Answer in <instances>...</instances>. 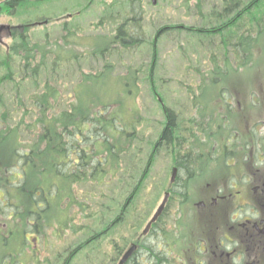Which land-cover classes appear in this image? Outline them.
Returning <instances> with one entry per match:
<instances>
[{
  "label": "rangeland",
  "instance_id": "rangeland-1",
  "mask_svg": "<svg viewBox=\"0 0 264 264\" xmlns=\"http://www.w3.org/2000/svg\"><path fill=\"white\" fill-rule=\"evenodd\" d=\"M220 7L221 0H50L39 6L24 4L11 12L0 8V26H11L10 32L12 25L19 27L27 21L44 22L46 18L50 21L48 24H39L32 28V36L40 45H44L41 48L45 49L47 66L41 74L38 76V71L36 75L32 74L31 67L34 66L35 60L29 66L31 71L24 70L23 73V61H20L19 56H12L11 60L14 61L11 66L16 70L14 79L1 83L0 129L6 123L3 121L7 117L3 118V114L7 113V110L11 114L10 118V110H16L14 118L9 120L11 123L23 120L24 124L19 134L0 144V167L8 166L13 161L16 147L34 140L35 136L27 130V126L35 122L37 110L28 114L25 109L19 107V103L32 109L30 98L34 94H40L45 89L46 82H50L47 84L56 91H51L52 95L47 93L41 101L46 104L45 99L52 97L49 106L51 105L52 111L57 114L62 113V110H59L63 107L78 108L83 111L82 114L94 113L103 104H107L110 106V116L119 118L117 128L111 132L112 136L115 135L111 140L117 145V155L107 150L106 146L102 148L99 145V149H104L109 160L106 175L102 177L101 183L73 184L69 187L72 191L62 188L58 196L51 200L50 211L43 220V233L35 234L23 222L19 225L7 220L5 230L0 229L6 236L8 230L14 231V234L8 237V246L0 243V263L4 254L12 253L20 260L18 264H97L94 249L99 244L103 246L100 256L114 257L118 250L133 240L136 242L141 236L147 221L171 186L174 160H180L182 154L194 150L192 144L198 145L193 141L194 134L198 135L196 139L200 138L203 143L209 140L208 144L200 148L205 154L204 162L207 164L202 167L204 172H208V168L213 164L222 166L223 162L221 163L219 156L221 139H224V144L227 137L241 141L239 135L248 138L246 134L249 131L258 137L254 150L256 154L258 151L256 157L259 161L256 157L255 160L263 167L264 112L260 111L259 106L262 105L260 102L264 101V56L263 60L258 59V63L247 70L245 75L242 71L237 74L242 68L224 69V48L219 46V36L212 41L201 42L199 37L189 34L190 30L196 27L215 24L207 21V11ZM135 9L143 15L144 43L129 49L118 44L116 47L113 45V49V35L125 17ZM70 13H73L72 18L67 17ZM69 30L73 35L67 34ZM6 34L0 42L4 52L14 41L8 37V33ZM259 39L264 43V33L255 37V40ZM47 48L56 49L59 53H48ZM105 48L112 52L103 53ZM56 55L64 58L59 57L58 66L53 69L50 64ZM231 61L234 60L231 58ZM225 62L230 64L229 60ZM230 66L235 68L232 63ZM247 66L250 67V64ZM225 67H228V64L225 63ZM257 67L263 72V80L258 84L261 88L253 84V74H250ZM6 68L1 66L0 74H6ZM226 73H229L231 78L227 77L228 83L224 84ZM233 74L240 81L234 90L230 84L234 79ZM33 78L40 79L39 86L34 84ZM216 83L218 87L214 86ZM17 89L22 98L15 97V100L13 97ZM251 89L256 92H250ZM45 91L49 92V89ZM163 107L174 113V122L178 129L176 138L179 139L177 146L159 141L168 122ZM250 111H254L253 115H250L255 119L254 124H248L243 119ZM248 122L250 123V120ZM119 133H125V139L116 138ZM250 141L251 139L248 143ZM126 147L127 149L121 152V149ZM205 150L213 154V157H209ZM120 153H123V158H119ZM203 157L195 155L193 158L201 160ZM214 158L217 161L215 163L212 161ZM233 163V155L224 162L225 165ZM236 163L239 166L232 172L238 171L240 166L246 164L242 161ZM40 164L46 167L43 162ZM244 168L248 170L246 165ZM145 169L148 170L147 175L142 176ZM128 170L132 175L130 178L127 177ZM133 170L137 176L132 173ZM248 172L253 175V172ZM202 174L198 172V176ZM208 174L204 179L209 178ZM41 176L40 173H35L31 178L32 186L39 182L48 186L56 181L55 178L46 180ZM198 176L194 177L195 182L188 190L193 193L192 197L195 195L193 186L203 179ZM137 185L140 186V191L123 214L120 221L122 223L111 227V222L120 215L134 190L133 186ZM66 186L68 187L67 184L62 185ZM170 205V211L161 221L166 223V226L168 224L171 235L173 233L172 236L176 238L180 230H176L173 225L175 216L178 217L173 214L178 212V205L173 201ZM24 229L30 230V240L24 237ZM172 236L166 235L163 240L171 241ZM90 238H93V241L83 251L78 252ZM182 249L186 251L187 248ZM168 251L172 256L174 251ZM176 252L179 251L175 250ZM101 259L104 260L103 257Z\"/></svg>",
  "mask_w": 264,
  "mask_h": 264
},
{
  "label": "trees",
  "instance_id": "trees-1",
  "mask_svg": "<svg viewBox=\"0 0 264 264\" xmlns=\"http://www.w3.org/2000/svg\"><path fill=\"white\" fill-rule=\"evenodd\" d=\"M47 1L50 0H8L0 4V8H5L11 12L17 10L24 4L25 6H39ZM221 1L222 7L212 8L210 11H207V21L214 22L215 24L196 27L191 29L189 34L192 33L193 36L199 37L201 42L205 40L212 41L219 36V46H223L224 48V69L237 70L239 69L238 67H240L242 70H239L237 74L242 71L245 75L247 70H249L255 63H258V59L263 60L264 43L263 41H260L261 39L255 40V37L264 33V0ZM47 19L49 18H46V21L44 22L27 21L19 27L17 25H12V32H10L9 29L0 30V42L7 35L6 33L9 34L8 37L14 39L9 49H6L5 52L2 50L0 44V67L4 66L8 69L6 74H0V86L5 80L11 82L14 79L16 70L14 71L11 66L14 61L11 60L12 56H19L20 61H23V73L24 70L26 72L27 70L31 71L32 69V74L34 73V75H36L38 71L39 76L44 67L47 66L46 56L44 55L45 49L41 48V46L44 45H40L32 36V28L39 24L50 23ZM142 23V13L140 11L137 12L136 9L131 11L123 20L122 25L117 28L116 34L113 35L112 46L114 45L116 47L119 44L129 49L143 44L144 35H142ZM67 34L73 35V32L69 30ZM114 46L113 49L115 48ZM47 50L48 53H59L56 49L51 50L47 48ZM102 52L108 54V52H112V50L105 48ZM102 52L100 53L103 54ZM231 54L233 55L232 57ZM36 55L39 56L34 58ZM56 56L57 57L50 64V68L54 69L55 66H58L60 56ZM31 58L34 59L30 61ZM60 58H62V56ZM231 58L234 60L233 62L231 61ZM34 60L35 63L33 64ZM228 60L230 61V64L232 63L235 65V68H230V64L225 62ZM31 63L34 66L29 69ZM225 63L228 64V67H225ZM248 63L250 64V67L247 66ZM250 74H253V84L261 88L258 84H261L263 80L262 69L257 67ZM25 75L28 76L26 73ZM227 77L231 78L229 73L224 74V84L228 83ZM33 79L34 84L39 86L40 79ZM47 83L50 82L45 83V89L48 88L49 92L43 89L40 94H34V96L30 98L32 109L26 108L23 104L19 103V107L25 109V112L28 114H33V110H37L36 113L38 116H36L37 118L35 122L28 124V126L26 125L27 130L34 134V140L32 142L30 141L31 143H24V145L16 147L13 161L8 166L4 165L0 167V195L2 193L3 196L2 200H0V218L2 219L0 221V228H3L4 230L5 223L11 218L16 224L19 223V225H21L23 222L24 225L33 232L43 233V220L46 214L50 211L51 200L54 199L53 197L58 196L62 188L72 191L73 189L69 187L70 185L73 186V184L82 185L92 182L101 183L102 177L106 175V166L109 160L104 149H99V145H101L102 148L106 146L107 150L117 155V145L111 140L115 138V135L112 136L111 132L114 128H117L116 123L119 121V118L115 115L110 116V106L103 104L94 113L82 114L83 111L73 105V107H76L77 109L71 107L65 109V107H63V109L59 110H62V113L57 114L54 110L52 111L53 107L51 105L49 106V101L52 97H47V99H45L44 102L46 104H43L41 101L44 95H47V93L52 95L53 92L51 91L55 90ZM239 83L240 81H238V78L236 79L234 76V79L230 81V84L233 87L232 90L236 89ZM214 86L218 87V83L214 84ZM249 91L256 92L255 89ZM260 91L258 90V92ZM19 92L18 89L14 92L13 98L15 100L16 98H22ZM258 97L260 98V96ZM255 98H257L256 95ZM260 103H262V105L259 106V109L264 112V101ZM224 107L226 106L224 105ZM253 107H255V105ZM163 110L168 122L162 131L159 141L162 143L161 138L163 137L164 143L167 142V144L170 143L173 146H177L179 139L176 138L178 129L174 122V113L167 107H163ZM10 111L12 113L11 118V114L8 110L7 113L3 114V118H7H4L3 122L6 121V123L0 129V144L6 142L9 137L19 134L21 132V126L24 124L23 120L18 122L13 121L11 123L9 120L14 118L13 116L15 115L16 110L14 109ZM250 118L249 114L243 116V119H245L248 124ZM252 131H254V129H252ZM119 134L116 138L125 139V133ZM246 135H248V138L239 135L241 141H238L237 138L232 140L228 137L226 138L224 144L225 158L227 156L230 157L233 151L237 152L242 150V152L236 157L247 163L253 162L255 159L253 155V152L255 151L254 145L256 144L258 137H255L254 135L256 134L253 135V132L251 131ZM250 139L251 141L248 143ZM230 141H233V143ZM126 145L127 143H125V146ZM191 146L194 150L182 154L180 160H175L178 165L191 164L196 166L199 164L201 166L206 163L204 162L205 154H203V151H200L201 147L193 144ZM126 149L127 147L121 149V152ZM122 154L123 153H120L119 158H123ZM194 154L204 157L201 160H195L193 158L195 157ZM212 155H209V157L212 158ZM198 161H201V163L197 164ZM212 161L214 163L217 162L215 158ZM41 162L46 164L45 168L41 166ZM147 172L148 170L145 169L142 176H146ZM35 173H40L42 175L41 177L46 180H49V178H55L56 181L48 186L45 183L41 184L40 182L32 186L31 178L35 176ZM132 173L135 175L136 171L133 170ZM202 173L203 177L208 174V172L204 171ZM204 173L206 175H204ZM131 176L132 175L131 173L129 174L128 170L127 177L130 178ZM63 184H67L68 187H62ZM133 187L134 190L131 195L136 197L138 195L137 193L140 191V186L137 185ZM64 224L66 225L67 223ZM30 230L24 229V234L28 233ZM166 231V228H163L161 232L165 234ZM157 232L158 230L155 229L151 234L158 236ZM9 233H11V230H8V236ZM4 236H6L4 232L2 234L0 233V237H2L0 238V241L3 242V246H7L8 242L4 239ZM156 251L157 250L150 249L149 252L150 254H156ZM165 253L167 254L166 250L163 254ZM7 257H9V259H6ZM171 257L173 258V255L168 257L164 256L163 261L171 260ZM151 259L154 258L151 257ZM18 261L17 257L12 253H6L1 259L0 264H18Z\"/></svg>",
  "mask_w": 264,
  "mask_h": 264
},
{
  "label": "flooded vegetation",
  "instance_id": "flooded-vegetation-1",
  "mask_svg": "<svg viewBox=\"0 0 264 264\" xmlns=\"http://www.w3.org/2000/svg\"><path fill=\"white\" fill-rule=\"evenodd\" d=\"M194 136L193 141L198 143V147L209 143L208 139L203 143L200 138L196 139L198 135ZM221 140L219 156L224 164V139ZM223 164L211 165L208 168L209 178L204 179L205 176L201 175L203 179L193 186L195 195L192 197L193 193L188 190L198 172H203L202 167L207 164L194 166L176 163L179 176L167 191L171 195L161 217L170 211L171 201L177 203L178 212L173 215L178 217L175 216L173 225L180 230L179 236L175 238L173 233L171 235L168 224L166 226L161 221L163 217L152 225L148 234H141L136 242L133 240L118 250L114 257L100 256L103 246L99 244L94 249L97 264H119L134 243L136 249L125 264H264V165L246 163L238 171L232 172L239 166L237 163ZM245 165L248 170H245ZM248 171L253 175H249ZM129 200L131 198L127 199L123 209L130 206ZM122 216L120 214L111 222V227L120 222ZM165 226L167 231L164 234L161 231ZM155 229L158 230V238L151 234ZM166 235L172 236L173 240L165 242L163 237ZM89 243H85L79 252ZM183 247L187 248L186 251ZM150 249L157 250L156 254H150ZM169 249L174 251L173 258L163 261L164 256H170ZM165 250L167 254H163ZM175 250L179 252L175 253Z\"/></svg>",
  "mask_w": 264,
  "mask_h": 264
},
{
  "label": "water",
  "instance_id": "water-1",
  "mask_svg": "<svg viewBox=\"0 0 264 264\" xmlns=\"http://www.w3.org/2000/svg\"><path fill=\"white\" fill-rule=\"evenodd\" d=\"M7 0H0V4L1 3H4L6 2ZM154 2H156V0H154ZM176 173H177V169L175 168L174 169V174H173V177L172 179L174 180L175 179V176H176ZM168 196H169V193L166 194L162 204L160 205V207L158 208L157 212L155 213L154 217L152 218L151 222H154L158 219V217L161 215V213L163 212L164 208H165V204L167 202V199H168ZM151 222L150 224L148 225V227L146 228L145 232H147L148 228H150L151 226ZM136 249V245H133L128 251L127 253L124 255L123 259L121 260L120 264H124L127 259L132 255V253L135 251Z\"/></svg>",
  "mask_w": 264,
  "mask_h": 264
},
{
  "label": "bare ground",
  "instance_id": "bare-ground-1",
  "mask_svg": "<svg viewBox=\"0 0 264 264\" xmlns=\"http://www.w3.org/2000/svg\"><path fill=\"white\" fill-rule=\"evenodd\" d=\"M83 10H85V9L83 8Z\"/></svg>",
  "mask_w": 264,
  "mask_h": 264
}]
</instances>
